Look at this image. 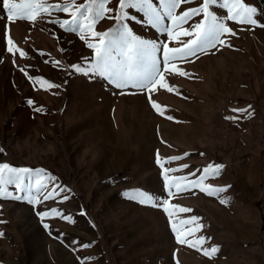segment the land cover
Listing matches in <instances>:
<instances>
[{"label":"rangeland","instance_id":"obj_1","mask_svg":"<svg viewBox=\"0 0 264 264\" xmlns=\"http://www.w3.org/2000/svg\"><path fill=\"white\" fill-rule=\"evenodd\" d=\"M245 2L264 9V0ZM55 15L70 19L66 13ZM129 15L137 18L126 21L135 34L164 41L138 22L141 14L129 10ZM0 16L6 17L2 0ZM6 23L0 20V163L54 176L70 198L45 202L37 210L58 208L75 223L46 219L49 235L31 206L0 199V221L6 222L0 223V264H80L88 256L92 264H264V28L248 31L226 21L236 32L224 38L230 47L218 45L192 58L194 63L179 62L189 77L165 73L180 94L159 89L152 95L163 106L160 115L144 94L121 95L101 78L73 73L70 65L85 66L92 58L75 34L51 23L17 21L10 25V36L25 52L21 58L7 52ZM113 27L105 19L95 30ZM41 80L59 87L37 83ZM233 109H248L251 118L225 119L237 115ZM157 153L162 162L190 154L165 167L187 164L176 175L195 171L193 180L209 164L224 166L220 178L206 183L231 186L227 205L198 189L169 198L171 205L192 210L180 217L200 218L204 228L198 235L209 239L205 247H220L215 259L177 244L162 209L123 196L139 188L167 197ZM81 244L91 247L82 251Z\"/></svg>","mask_w":264,"mask_h":264},{"label":"snow or ice","instance_id":"obj_2","mask_svg":"<svg viewBox=\"0 0 264 264\" xmlns=\"http://www.w3.org/2000/svg\"><path fill=\"white\" fill-rule=\"evenodd\" d=\"M187 5L195 6L186 7ZM213 6L226 10V15L216 14ZM2 8L6 17L0 16V20H7L3 36L8 53L13 56L19 53L21 58L26 55L10 36L11 24L21 21L56 25L66 34H75L92 51V58L85 66L80 64L69 66L73 73L90 78H101L111 87L119 90L118 94L121 95L144 94L151 107L160 115H164L163 106L154 101L152 95L159 89L180 94L176 86L167 83L165 73L189 77V73L177 67L179 62L194 63L192 58L199 59L201 54H208L218 45L230 47L231 45H227L224 38L234 36L236 32L226 21L246 26L244 30L248 31L257 27L264 28V20L261 19L264 17V9L250 6L245 0H62L57 3H53L52 0H2ZM129 10L141 14L143 19L138 22L150 26L155 30L156 35L165 38L164 41L144 39L135 34L126 23L137 19L129 15ZM57 13H66L70 19H61L55 15ZM105 19L112 20L114 27L104 32L96 31L97 24ZM170 43L177 46L170 47ZM55 63L58 66L60 61ZM24 74L28 75L26 72ZM37 83H46L48 88L59 87L43 80ZM28 103L31 105L33 101L29 100ZM250 108L249 105L248 109ZM248 109H233L232 111L237 115L225 119L236 121L242 116L245 119L251 118ZM34 111L42 112L43 109L35 107ZM166 118L174 119L172 116ZM3 152L4 150L0 148V154ZM189 155L171 157L162 162L157 153L156 163L162 169V178L167 191L166 198L161 199L154 193L139 188L126 191L123 196L142 206L162 209L168 218L170 231L176 243L186 245L212 260L216 258L220 247L218 245L205 247L209 244V239L198 235L204 228L198 223L200 218L180 217V214L192 210L171 205L169 198L180 191L198 189L205 195L216 198L221 205H227L229 203L227 194L231 186L212 187L206 183L210 179H218L222 176L223 165L209 164L198 170L202 174L194 180L191 177L196 176L195 171L184 176L176 175L189 168L187 164L177 168L165 167V164L184 160ZM10 187L15 191H10ZM68 192L69 189L57 185L56 178L42 169L17 168L8 163H0V199H11L28 204L42 223L46 219L57 218L70 224L75 223L71 216L65 215L58 208L37 210L45 202L63 203L69 200ZM81 215L86 216L87 213L81 212ZM176 217L180 218L176 219ZM0 223L6 222L0 221ZM43 227L51 235L50 225L43 223ZM3 236L4 233L0 232V238ZM90 247V244L80 245L82 251ZM92 261L91 256L80 258V264H92Z\"/></svg>","mask_w":264,"mask_h":264},{"label":"bare ground","instance_id":"obj_3","mask_svg":"<svg viewBox=\"0 0 264 264\" xmlns=\"http://www.w3.org/2000/svg\"><path fill=\"white\" fill-rule=\"evenodd\" d=\"M215 53H216V51H215ZM203 55V54H202ZM201 56V55H200ZM209 59H210V57H209ZM212 59V58H211ZM263 60V59H262Z\"/></svg>","mask_w":264,"mask_h":264}]
</instances>
